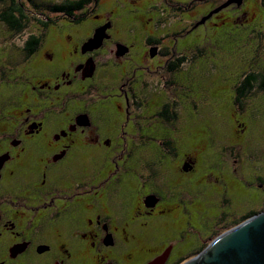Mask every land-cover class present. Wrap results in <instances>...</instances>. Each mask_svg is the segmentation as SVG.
<instances>
[{
	"label": "flooded vegetation",
	"instance_id": "1",
	"mask_svg": "<svg viewBox=\"0 0 264 264\" xmlns=\"http://www.w3.org/2000/svg\"><path fill=\"white\" fill-rule=\"evenodd\" d=\"M100 4L83 9L92 19L87 33L77 27L33 52L36 68L10 86L13 110L0 109L7 122L0 126V264H186L233 228L219 230L220 217H231L221 209L207 236L184 235L188 207L201 210V191L188 180L196 147L180 153L177 142L184 102L194 101L184 57L167 44L169 35L149 34L140 49L120 39L116 18ZM103 26L101 45L84 49ZM249 76L237 86L244 97ZM159 154L179 159L175 175L165 177ZM252 174L264 189L262 174Z\"/></svg>",
	"mask_w": 264,
	"mask_h": 264
},
{
	"label": "rangeland",
	"instance_id": "2",
	"mask_svg": "<svg viewBox=\"0 0 264 264\" xmlns=\"http://www.w3.org/2000/svg\"><path fill=\"white\" fill-rule=\"evenodd\" d=\"M39 1L60 3L64 0ZM225 1L101 0L99 5L100 11L110 16L112 12L119 27V38L125 42L134 41L140 49L149 32L163 36L176 32L168 43L177 45L179 51L191 57V61H184L182 68L183 72L187 71L184 83L194 101L184 102L186 117L177 138L180 153L195 145L194 151L199 157L196 172L188 180L195 191H201V210L197 213L188 207V216L184 218L187 227L184 235L188 237L194 230L200 232V237L207 236L221 209H226L231 216L224 220L227 215H220L217 226L222 231L233 226L250 209H261L264 202L263 189L252 179L253 172L264 177V90L255 86L244 97L237 89L246 73L264 71V0H227L223 6ZM2 9L0 3V11ZM204 16H208L204 24L187 30ZM91 20L88 17L78 25L59 21L60 27L51 26L47 30L48 42L60 40L62 33L74 32L77 27L87 33ZM221 21L223 23L216 26ZM40 31L42 27L35 21L21 33H14L0 21V67L8 68L7 76L0 78L3 113L14 108L6 103L16 76L29 74L36 68L35 63L23 65L21 62L25 40ZM167 36L163 37L165 41ZM153 83L162 88L161 75H155ZM11 98L12 102L17 95ZM5 124L7 122H0V126ZM150 144L161 147L155 139H151ZM140 154L153 162V154L145 150ZM167 156L162 154L160 164H165L162 171L165 177H170L177 173L174 164L180 161ZM229 164L237 169L236 174ZM224 198L231 202L227 204Z\"/></svg>",
	"mask_w": 264,
	"mask_h": 264
},
{
	"label": "trees",
	"instance_id": "3",
	"mask_svg": "<svg viewBox=\"0 0 264 264\" xmlns=\"http://www.w3.org/2000/svg\"><path fill=\"white\" fill-rule=\"evenodd\" d=\"M98 0H64L60 3H44L39 0H0V3L3 5L2 11H0V21L5 24L10 30H12L14 33H21L23 32L32 21H35L42 27V31L38 33H32L28 36V38L24 42V59L21 62L23 65L30 64L31 55L35 50L38 49V47L45 41L48 40L47 36V30L51 26H56L59 21L66 20L71 24L78 25L81 22H83L85 19V15L83 12V9L91 4L92 2H95ZM101 0H99L100 2ZM101 3V2H100ZM227 3V0L223 3ZM229 5V4H228ZM54 14L56 17L49 15ZM52 16V17H51ZM54 17V18H53ZM208 16L202 17V20H198L193 24L189 29H194L197 27V25L204 24L205 20ZM234 21V20H233ZM223 22L221 21L220 24H217L216 26L221 25ZM238 25V24H237ZM59 26V25H57ZM60 27V26H59ZM62 28V26H61ZM180 31V30H179ZM186 31V30H185ZM176 32H172L168 34L171 39L173 35ZM149 34H152L162 40L164 36L154 32H149ZM149 36V35H148ZM147 36V37H148ZM169 45L173 43H167ZM172 46V45H171ZM153 48V47H152ZM151 48V49H152ZM150 49V51H151ZM173 49H177V45L173 44ZM179 51V50H178ZM179 53L184 57V61L187 62L188 59L191 61V57L184 55L182 51H179ZM4 61V60H3ZM184 63V62H183ZM254 65V63H253ZM13 68H9V70H12ZM7 69L0 67V78H4L7 76ZM5 71V72H4ZM249 74L246 73L242 80L245 78V76ZM250 79L252 80V85L249 88L250 90L257 86L259 90H264V71L261 70L260 73H250ZM241 80V81H242ZM240 81V82H241ZM240 84V83H239ZM193 89V88H192ZM192 91V90H191ZM189 93V90H188ZM191 95V94H190ZM189 95V96H190ZM264 192V189H263ZM264 198V195H263ZM264 210V202L263 207L261 209H251L248 213L244 214L235 221L234 225L232 227H235L248 218L252 217L253 215L261 212Z\"/></svg>",
	"mask_w": 264,
	"mask_h": 264
},
{
	"label": "water",
	"instance_id": "4",
	"mask_svg": "<svg viewBox=\"0 0 264 264\" xmlns=\"http://www.w3.org/2000/svg\"><path fill=\"white\" fill-rule=\"evenodd\" d=\"M106 26L96 29L84 44V49L99 47L105 38ZM127 52L125 45H119V55ZM152 55L156 48L151 49ZM230 260V261H229ZM158 259L151 264H160ZM264 264V210L241 224L227 230L214 239L196 259L186 264Z\"/></svg>",
	"mask_w": 264,
	"mask_h": 264
}]
</instances>
